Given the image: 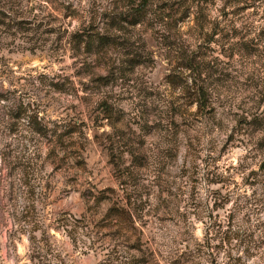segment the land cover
I'll return each mask as SVG.
<instances>
[{
	"label": "rangeland",
	"instance_id": "obj_1",
	"mask_svg": "<svg viewBox=\"0 0 264 264\" xmlns=\"http://www.w3.org/2000/svg\"><path fill=\"white\" fill-rule=\"evenodd\" d=\"M142 1L149 3L147 20L131 25L135 21L136 6ZM260 2L226 0L225 7L220 10L222 19L212 20L209 5L214 6V0H203L201 9L196 4L186 9L190 1L185 0H109L103 7L94 3L90 18L75 8L71 0H49L53 7L48 12V26L37 25L41 29L37 45L51 44L49 51L57 57L62 52H71L75 61L71 66L75 69L73 76L78 77L79 82L77 84L72 77L61 75L55 69L50 76L41 73L38 79L47 81L61 93L58 99L53 97L46 105L52 115L45 121L41 111L31 102L26 103L23 96L19 100V115H30L32 123L44 135L43 147H49L48 159L54 162L56 171L70 172L75 178L73 182L78 184L83 180L86 185L87 215L74 218L76 225L87 227L86 222L90 221L95 228L127 234L129 249L144 253L142 259H133L132 264H151L156 255L151 246H146L143 232L137 227L138 220L152 214L149 212L152 193L158 189L160 193L167 192L179 199L177 194H183L186 187H191L195 201L198 168L195 161L202 158L199 156L200 137L189 141L195 158L191 169L192 185H188V168L183 170V182L179 177L174 179L169 168V163H174L179 153L181 129L176 116L184 118L187 129L193 121L212 120L222 125V117L231 114L237 124L228 144L238 140L242 143L240 138L247 135L252 138L249 143L255 145L254 150L258 154L264 153V135H258L264 132V47H261L264 27L255 35L252 24L245 25L243 31L235 27L236 18L243 19L244 14L250 8L257 9ZM2 5L3 0H0V28L7 32L13 27L28 31L35 19L32 14L37 8L44 10L43 6H31V0H28L27 9L24 0H14L7 10ZM228 5H234L231 12ZM157 9L166 10V14L170 10L172 19L169 16L168 22L161 23ZM59 12L64 13L65 21H69V17H79L82 20L80 27L70 31L74 26L71 22L67 27L60 23V17L56 15ZM258 14V11L252 13L253 16ZM99 36L105 38L107 46L98 44ZM190 36L197 41L195 47L193 41L186 38ZM78 86L90 93L81 98L80 105L74 100L78 96ZM65 97H68L67 102ZM0 98H5L4 93H0ZM193 105H196L195 111ZM57 112L63 113L59 120L55 115ZM49 123L54 125L51 137L46 135ZM106 125L113 131H102ZM166 129L170 135L155 142H150L145 135L149 130L164 132ZM173 129L175 135H171ZM16 131L20 132L19 127ZM30 143L37 148L35 157L26 154L17 157L15 152L11 153L13 168H19L27 175L21 183L28 185L46 171L42 162L44 157L39 155L41 142L31 137ZM92 143L99 149L95 159V150L89 149ZM228 144L215 149L220 153L219 157H212L217 163L223 158ZM28 151L25 145L24 152ZM253 159H259V155ZM261 174H264V163L259 172L250 173L248 182L264 184ZM214 182H229L228 177L220 174L218 166ZM29 195L35 197L34 185ZM216 195L224 197L223 192ZM172 203L174 201H164L169 211H172ZM222 206L218 199L214 210L218 211ZM37 215L33 203L23 218L35 221ZM228 219L231 229L236 217L232 214ZM57 223L75 231L67 215ZM235 235L239 236V233ZM233 236L231 230L222 234L229 244ZM216 238L220 239V236ZM246 239L251 246H264V239L258 241L253 232L247 233ZM208 246L213 247L211 240ZM47 247L49 256L67 264L53 250L51 240ZM215 247L220 249L222 244ZM173 264L184 262L177 260Z\"/></svg>",
	"mask_w": 264,
	"mask_h": 264
},
{
	"label": "clouds",
	"instance_id": "obj_2",
	"mask_svg": "<svg viewBox=\"0 0 264 264\" xmlns=\"http://www.w3.org/2000/svg\"><path fill=\"white\" fill-rule=\"evenodd\" d=\"M13 2L14 0H3L2 7L10 9ZM71 2L86 18H90L94 3L103 7L109 0ZM24 4L27 9L28 0H24ZM225 5L226 0H214V6L209 5L212 20L222 19L220 10ZM31 6H43L44 10L37 8L32 14L35 19L28 31L13 27L11 32H7L0 28V93H4L5 97L0 98V264H61L59 259L48 255L49 240L53 250L67 264H132L133 259H142L144 253L138 249H129L127 234L118 235L110 229L95 228L90 221L86 222L87 227L84 224L76 225L74 218L87 215V197L84 195L86 185L83 180L78 184L73 182L75 178L70 172L56 171L54 162L48 159L49 147H43L44 135L32 123L30 115H19L21 96L26 103L31 102L41 111L45 121L52 115L46 105L52 102L53 97L58 99L61 93L47 81L38 79L41 73L50 76L55 69L61 75L72 77L77 84L79 82V78L73 76L75 69L71 66L75 61L71 58V52H62L57 57L49 51L51 44L43 47L37 45L41 32L37 25L43 23L44 28H47L48 12L52 11L53 6L49 0H31ZM233 7L234 5H228V11L231 12ZM193 11H196L195 8ZM254 11L259 14L253 16ZM56 15L65 27L71 22L74 27L70 31L78 29L82 23L79 17H69V21H65L63 12ZM261 16H264V0H261L257 9L250 8L243 19L236 18L235 27L243 31L245 25L252 24L255 35L264 27ZM186 38L191 39L195 47V38ZM191 82L188 81L189 84ZM77 92L78 96L74 100L80 105L81 98L89 96L90 93L79 86ZM45 93L51 95L46 96ZM67 100L68 97H65V102ZM128 107L131 110L130 102ZM193 110H196V105H193ZM62 114L55 113L57 120ZM183 119L179 115L175 117L181 129L180 145L179 153L174 163H169V168L172 177H179L181 182L185 179L183 170L188 168L190 175L187 183L192 185L191 169L195 154L189 141L199 136V156L202 158L195 161L198 165L195 176L197 183L194 185L195 201L191 187H186L183 194H177L179 199L167 192L160 193L158 189L152 193L149 205V212L152 214H146L142 220L137 221L146 246H151L156 253L151 264H173L177 260L184 264H237V261L239 264H264V246H251L246 239L249 232L255 233L258 241L264 239V184L248 182L251 179L250 173L259 172L261 163H264V153L258 154L254 150L255 145L249 143L252 138L247 135L240 138L242 143L238 140L228 144V138L237 124L231 114L222 117V125L212 120L193 121L192 126L187 129ZM17 127L20 132L16 131ZM47 128L46 135L51 137L54 125L49 123ZM102 131L112 132L113 129L106 125ZM175 134L173 129L171 135ZM145 135L150 142H155L170 134L166 129L164 132L149 130ZM258 135H264V132H259ZM31 137H36L41 142L42 150L39 155L44 157L42 162L46 171L28 185L21 183L23 179H27V175L19 168H13L11 153L15 152L17 157L25 154L30 158L35 157L37 148L30 143ZM226 144L227 151L217 163L212 159L220 156L215 149L223 148ZM25 145L29 149L27 153L24 152ZM89 149L95 150V159L99 155L97 145L92 143ZM256 155H259V159H253ZM217 166L220 174L229 178L227 184L214 182ZM32 185L35 186V197L29 195ZM218 192H223L224 197H218ZM218 199L223 206L215 211L214 205ZM164 201H174L171 205L172 211H169ZM33 203L36 206L37 219L26 220L23 218L25 211ZM232 214L236 219L229 229L228 218ZM64 215L68 216L75 231L57 223ZM229 230L234 234L230 244L222 238V234ZM209 240L213 247L208 246ZM216 244H222V248L217 249Z\"/></svg>",
	"mask_w": 264,
	"mask_h": 264
},
{
	"label": "trees",
	"instance_id": "obj_3",
	"mask_svg": "<svg viewBox=\"0 0 264 264\" xmlns=\"http://www.w3.org/2000/svg\"><path fill=\"white\" fill-rule=\"evenodd\" d=\"M185 1H190V3L186 6V9L189 8L191 9V7H193L195 4L197 5L196 7H198V9H201L202 6L201 2H203V0H185ZM149 3L146 1H142L140 2L135 9V21L131 22V25H137L140 23H143L145 20H147V16H148V12H149ZM158 10V17L160 18V22L164 23V22H168V17L170 16V10H167L169 13H165L166 10L162 11L163 9H157ZM176 12V11H175ZM170 19H172V17L170 16ZM98 44H100V46H107L108 44L105 41V38L103 37H98L97 39ZM88 43L85 44V46Z\"/></svg>",
	"mask_w": 264,
	"mask_h": 264
}]
</instances>
